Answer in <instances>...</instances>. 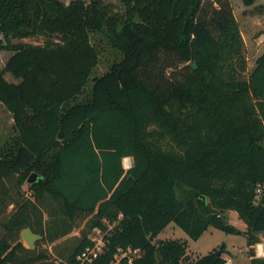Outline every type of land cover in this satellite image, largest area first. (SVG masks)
Returning <instances> with one entry per match:
<instances>
[{
	"label": "trees",
	"instance_id": "trees-1",
	"mask_svg": "<svg viewBox=\"0 0 264 264\" xmlns=\"http://www.w3.org/2000/svg\"><path fill=\"white\" fill-rule=\"evenodd\" d=\"M121 2L0 0L14 129L0 146V264H77L92 228L120 213L92 264L119 246L141 248L134 264H183L185 241L154 237L170 222L194 239L243 232L229 210L249 245L264 232V51L248 71L232 0ZM92 33L114 51L93 77L104 48ZM29 37L41 42L12 41ZM26 227L42 235L33 247ZM216 252L189 264H225Z\"/></svg>",
	"mask_w": 264,
	"mask_h": 264
},
{
	"label": "rangeland",
	"instance_id": "rangeland-1",
	"mask_svg": "<svg viewBox=\"0 0 264 264\" xmlns=\"http://www.w3.org/2000/svg\"><path fill=\"white\" fill-rule=\"evenodd\" d=\"M64 1L68 2L70 0ZM104 1L115 4L118 9H124V4L121 2V0ZM232 4L242 30V35L245 42V54L248 60V71H250L255 65L257 57L264 51V0H257L254 4L249 6H246L242 0H232ZM91 38L92 42L95 44H101L102 48H104L102 49L101 59L92 72L93 77L94 75L105 71L109 67L114 57V51L113 49L109 48V45L106 44V41L101 34L92 33ZM12 41L36 43L41 42V39L35 37L23 39L13 38ZM11 53L12 51L8 48H0V70L4 67L5 62ZM6 78L8 80L17 81V79L10 73L6 74ZM12 135H14L12 113L4 105V103L0 101V146L8 141ZM129 158L132 160L131 157ZM125 159L124 164L126 166L128 162H126ZM33 172L35 171L30 172V174ZM28 186L29 184L26 182L24 184V188L27 194L31 196ZM10 208L11 207H9V209ZM227 217L231 223H233L243 232L228 233L219 228L209 226L198 238L194 239L189 237V235L179 225L175 224L174 222H170L157 236L154 237L153 241H160L168 238H177L179 240L185 241L187 249L186 255L182 260L183 264H189L200 256L205 255L213 250H220L221 254L229 260L228 264H252L254 258H264V256L250 258L251 255L256 253L257 243H264V232L259 233V240L257 242L249 245L247 241V235L244 233V230L247 228L246 223L238 216L235 210H229L227 212ZM47 218L48 215L44 214V219L47 220ZM80 232V228L74 229L62 240L71 236H77L80 234ZM23 243L27 246L24 241Z\"/></svg>",
	"mask_w": 264,
	"mask_h": 264
},
{
	"label": "built area",
	"instance_id": "built-area-1",
	"mask_svg": "<svg viewBox=\"0 0 264 264\" xmlns=\"http://www.w3.org/2000/svg\"><path fill=\"white\" fill-rule=\"evenodd\" d=\"M125 159V158H124ZM130 159V158H129ZM131 160L126 165L129 167L131 165ZM122 213L119 214V218L122 217ZM119 218L114 222L105 220L106 228L95 226L92 228L89 233L91 243L88 244L78 255H77V264H92L95 259L100 255L104 254L109 250V239L112 233V230L119 224ZM142 255V250L139 247H117L111 259L105 264H134L135 261L140 258ZM264 256V243L260 242L256 245V253L251 255L252 257H262ZM229 260L226 258V263L228 264ZM225 263V264H226Z\"/></svg>",
	"mask_w": 264,
	"mask_h": 264
},
{
	"label": "water",
	"instance_id": "water-1",
	"mask_svg": "<svg viewBox=\"0 0 264 264\" xmlns=\"http://www.w3.org/2000/svg\"><path fill=\"white\" fill-rule=\"evenodd\" d=\"M193 66L196 68L197 64L194 63ZM38 175L36 172H33L30 174V176L27 179L28 183H33L36 181ZM22 240L27 244L28 247H33L35 242L42 237L41 234L34 232L30 227H26L21 232ZM218 255L221 254V251L218 250L216 252Z\"/></svg>",
	"mask_w": 264,
	"mask_h": 264
},
{
	"label": "bare ground",
	"instance_id": "bare-ground-1",
	"mask_svg": "<svg viewBox=\"0 0 264 264\" xmlns=\"http://www.w3.org/2000/svg\"><path fill=\"white\" fill-rule=\"evenodd\" d=\"M125 160H126V162H128V163H129V160H130V159H129V157H126V159H125Z\"/></svg>",
	"mask_w": 264,
	"mask_h": 264
}]
</instances>
